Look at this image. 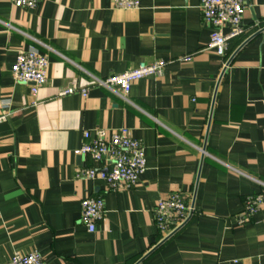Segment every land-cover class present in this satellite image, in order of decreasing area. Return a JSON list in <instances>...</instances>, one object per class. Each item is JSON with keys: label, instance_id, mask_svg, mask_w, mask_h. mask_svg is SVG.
<instances>
[{"label": "crops", "instance_id": "0c3cea01", "mask_svg": "<svg viewBox=\"0 0 264 264\" xmlns=\"http://www.w3.org/2000/svg\"><path fill=\"white\" fill-rule=\"evenodd\" d=\"M138 2L0 0V114L13 113L0 124V264L34 250L45 264H264V201L237 223L245 198L264 196V0H244V33L225 57L207 49L200 0ZM29 49L49 62L36 105L11 77ZM155 60L162 77L136 81L126 97L93 83ZM73 80L85 97L60 96ZM119 128L144 146L136 184L112 191L76 178L102 167L78 154L83 132ZM174 193L188 218L157 247L153 210ZM88 197L105 210L94 233L80 222Z\"/></svg>", "mask_w": 264, "mask_h": 264}, {"label": "built area", "instance_id": "2783aa9c", "mask_svg": "<svg viewBox=\"0 0 264 264\" xmlns=\"http://www.w3.org/2000/svg\"><path fill=\"white\" fill-rule=\"evenodd\" d=\"M16 8L33 9L41 0H10ZM114 8L129 10L139 7L138 0H112ZM200 10L203 23L211 30L210 41L207 46L220 57H225L232 39L241 36L244 31L241 23L246 12L244 0H200ZM227 29V32H225ZM187 59V58H186ZM166 63L163 60L140 62L135 68L111 75L104 79H94L93 83L109 92L126 97L131 86L138 80L147 77L160 78L163 75ZM49 62L45 55L33 49L21 50L16 53L15 61L11 66V77L15 83L29 84L33 97L32 105H36L35 97L40 87L47 80ZM80 93L85 97L86 88H79L73 80L67 88L60 92V96ZM0 114V124L12 117L13 113L3 106ZM84 142L78 154L89 157L102 167H84L76 174V178L88 181H102L107 187L116 191L120 187L131 188L138 177L146 169L144 146L141 141L134 139L127 128H119L110 133L103 129L94 131L93 137L88 131L83 132ZM264 201L262 194L247 196L244 200V209L238 216V225L250 222L258 212ZM189 206L183 197L174 193L164 199H159L153 210L155 227L161 241L178 230L187 220ZM105 215L101 197H88L81 201L80 222L88 233H94L96 224L103 220ZM4 264H45L37 251L28 254L15 252Z\"/></svg>", "mask_w": 264, "mask_h": 264}, {"label": "water", "instance_id": "95a60500", "mask_svg": "<svg viewBox=\"0 0 264 264\" xmlns=\"http://www.w3.org/2000/svg\"><path fill=\"white\" fill-rule=\"evenodd\" d=\"M231 59V58H230ZM229 62H230V60L226 63V66L229 64ZM182 227V226H181ZM180 227V228H181ZM179 228V229H180ZM178 229V230H179ZM178 230H176L175 232H177ZM175 232H173L172 234H170L169 236H167L165 239H163L158 245H157V247L159 246V245H161L162 243H164L167 239H169Z\"/></svg>", "mask_w": 264, "mask_h": 264}]
</instances>
